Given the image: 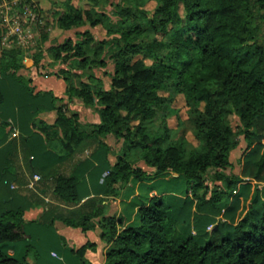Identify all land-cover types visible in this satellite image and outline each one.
Instances as JSON below:
<instances>
[{
	"label": "trees",
	"instance_id": "16d2710c",
	"mask_svg": "<svg viewBox=\"0 0 264 264\" xmlns=\"http://www.w3.org/2000/svg\"><path fill=\"white\" fill-rule=\"evenodd\" d=\"M104 1L113 9L103 20L93 12L102 0L56 4L58 10L63 7L56 12L63 29L102 24L107 37L99 45H92L95 37L85 31L81 40L68 38L51 47L54 59L82 70L112 62L106 71L109 89L94 72L84 79L63 68L57 75L65 80L70 101L78 98L84 108L99 112L97 123L82 122L79 112L58 105L65 97L36 91L19 74L30 57L24 48L14 45L0 52V122L8 123L14 108L30 125L43 112L55 113L53 124L41 119L33 130L60 146L54 151L45 144L51 157L38 172V189L54 201L43 204V215L29 222L59 221L84 232L99 228L107 246L103 264H264V0H160L153 10L131 0ZM148 32L155 37L145 39ZM32 57L39 66L43 53ZM180 95L201 142L191 152L178 142L163 146L164 137L151 136L144 124L156 120L166 129ZM230 114L239 117V132L226 121ZM240 134L247 141L242 172L226 173L233 169L231 153ZM109 135L124 141L122 153L112 154ZM129 150H140L153 170L134 165ZM64 160H69L67 171L47 172ZM94 160L102 165V194L83 200L79 186ZM246 179L258 186L237 220L239 199L226 208L224 199ZM14 183L6 167L0 176V264H32V245L23 258L6 249L28 237L24 214L41 200L17 202ZM171 193L176 194L173 209L166 203ZM109 197H122L129 206L121 214H107ZM62 242L69 264H94L87 252L96 249L95 241L79 248L64 236Z\"/></svg>",
	"mask_w": 264,
	"mask_h": 264
},
{
	"label": "crops",
	"instance_id": "0c3cea01",
	"mask_svg": "<svg viewBox=\"0 0 264 264\" xmlns=\"http://www.w3.org/2000/svg\"><path fill=\"white\" fill-rule=\"evenodd\" d=\"M29 70L34 71L31 72ZM19 74L30 79V84L36 87V91L52 90L56 96L65 97L64 101H58V105L70 101L66 94L67 84L63 78L58 76L48 78L42 77L38 74L37 68L32 65L31 69L25 67L20 69ZM70 105L72 106V104ZM41 119L48 124H53L55 113L43 112L37 116L35 123L30 125L27 116H25L21 110L14 108L8 115V123L4 124L2 121L0 122V176L4 169L8 167V175L15 181L12 188H17V190H19V196L16 199L17 202L24 203L27 197H31L34 200L40 198L41 200L40 203L27 210L24 214V217L28 220V222L25 223V231L28 237L21 241L9 243V247L13 248L15 256L23 258L26 255L27 245H32L35 250L31 251L28 255V260L32 264H69L65 246L62 242V236H64L74 248H79L81 245L91 240L95 241L97 246L95 250H89L87 252V258L94 264H103L106 259L105 252L107 246L99 236V228L84 232L81 228L65 226L59 221L56 222L55 225L29 222V220L38 219L43 215L46 209L43 204L54 201L51 199L50 195L38 189L40 180H34V175L46 166L48 159L51 157V154L46 151L45 144L47 143L54 151L60 150L57 139L51 138L48 140L45 135H41L40 133L33 134V130H38L37 125ZM99 121L100 116L98 115L91 122L97 123ZM109 145L111 144L109 143ZM112 154L114 155L113 152ZM93 164L94 167L92 171L84 176L83 182L79 186V195L83 200L89 196L102 194V186L100 183L102 165L100 160H94ZM68 166L69 160L53 163L48 166L47 172L51 171V173H55L57 171H67ZM246 181L251 184L250 188H247L243 193L242 189H237L235 192L241 206L237 220L241 219L247 211L254 190L258 186V181L254 179H246ZM241 184L242 183H240L239 186ZM168 196L172 198L173 201L170 205L175 208L176 194L171 193ZM111 198L117 199L118 197H109V199ZM122 200L125 202L123 207L119 209L109 208V210L105 208V212L107 214H121L123 210L129 206V202L126 199L122 198ZM110 201H112V199ZM109 204V201H106L105 206L109 207ZM228 204L229 202L225 201L224 208H226ZM176 227L183 229L182 224L179 222L176 224ZM100 250L104 252V257L98 258L99 256L97 257L96 255H99L98 253ZM93 257H96V259H93Z\"/></svg>",
	"mask_w": 264,
	"mask_h": 264
},
{
	"label": "rangeland",
	"instance_id": "374dc122",
	"mask_svg": "<svg viewBox=\"0 0 264 264\" xmlns=\"http://www.w3.org/2000/svg\"><path fill=\"white\" fill-rule=\"evenodd\" d=\"M60 1L61 0H0V52L3 48L14 45L21 46L30 55L24 67L31 69V65L35 66L38 70V74L42 77L48 78L57 76L63 68H70L73 72L84 75V79L94 72L97 77L103 79L105 87L109 89L111 86L110 78L106 74V71L113 68L111 61H109L107 67H95L93 69L88 68L82 70L78 69L72 62L63 63L60 60L54 59L51 47L64 42L68 38L81 40L84 37L83 33L89 31L95 37V41L92 45L97 46L102 39L107 37V30L102 24H98L94 27L87 24L80 28L69 30L60 27L58 21L59 15L56 13L59 10H63V7H60L59 10L57 9L56 4ZM131 1L139 7L148 10H153L160 2V0ZM112 9V5L102 0L100 5L93 9V12L95 14H100L101 20H103L106 16L111 14ZM181 12H183V7H181ZM154 37L155 35L152 32H148L144 36L145 39H152ZM168 51L169 49L165 50L163 55L167 54ZM39 52L43 53V57L40 61V65L36 66L33 65L34 60L32 56ZM148 63H150V60H148ZM73 79L77 81L79 78L74 76ZM64 104L69 111L79 112L82 122H86L87 120L92 121L99 115V112L94 108H84L83 102L76 98ZM70 104H72L73 107ZM201 106L204 107V103H202ZM174 107L177 111L169 115L166 129L160 125L159 121L147 120L144 122L147 132L151 136H163L165 139L163 146H167L170 142H178L185 146L187 152L198 149L201 142L196 137V130L188 118L185 100L181 95L177 97ZM226 121L235 131L239 132V130H241V121L237 115H227ZM239 139V146L231 153L233 169L228 168L226 173L234 172L240 174L242 172L243 156L247 148V141L244 134H240ZM106 141L111 144L114 154L123 152L124 141L122 139H117L115 136L109 135L106 137ZM250 156L252 155L245 157L249 159ZM128 158L134 165L141 166L149 171L153 170L143 160L140 150H129ZM250 186L251 184L245 180L237 189H242L243 193L247 188H250ZM168 195L169 194L166 195V203L172 204V198ZM234 197L238 198L234 195L224 200L232 203ZM111 199L112 201H110ZM111 199H107V202L109 201L110 203L108 205L109 207L105 206L108 210L109 208L119 209L125 204L122 197ZM173 208L174 207H172V209ZM6 250L10 254H15L11 247H8ZM98 254L99 255H96L97 257L99 256L98 258L104 257V252L102 250H100ZM93 259H96V257H93Z\"/></svg>",
	"mask_w": 264,
	"mask_h": 264
},
{
	"label": "built area",
	"instance_id": "2783aa9c",
	"mask_svg": "<svg viewBox=\"0 0 264 264\" xmlns=\"http://www.w3.org/2000/svg\"><path fill=\"white\" fill-rule=\"evenodd\" d=\"M19 29V28H18ZM20 31V30H19ZM41 178L40 174L36 173L34 175V180H39Z\"/></svg>",
	"mask_w": 264,
	"mask_h": 264
}]
</instances>
